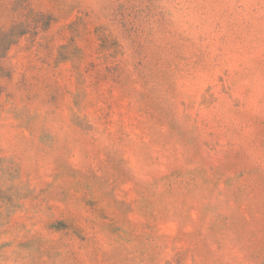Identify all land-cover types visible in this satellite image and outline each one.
Here are the masks:
<instances>
[{"label":"rangeland","instance_id":"rangeland-1","mask_svg":"<svg viewBox=\"0 0 264 264\" xmlns=\"http://www.w3.org/2000/svg\"><path fill=\"white\" fill-rule=\"evenodd\" d=\"M0 264H264V0H0Z\"/></svg>","mask_w":264,"mask_h":264}]
</instances>
